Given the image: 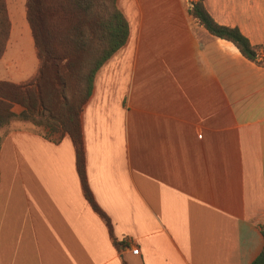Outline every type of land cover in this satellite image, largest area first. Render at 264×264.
Listing matches in <instances>:
<instances>
[{
    "label": "crops",
    "instance_id": "crops-1",
    "mask_svg": "<svg viewBox=\"0 0 264 264\" xmlns=\"http://www.w3.org/2000/svg\"><path fill=\"white\" fill-rule=\"evenodd\" d=\"M7 1L0 81L21 84L38 60L25 3L15 12ZM185 2L117 1L128 36L80 113L86 181L111 234L82 193L67 134L22 121L0 129V264H251L259 255L264 64L210 35ZM202 2L217 24L264 47V0ZM19 41L34 51L30 70L23 56L10 60Z\"/></svg>",
    "mask_w": 264,
    "mask_h": 264
},
{
    "label": "trees",
    "instance_id": "trees-1",
    "mask_svg": "<svg viewBox=\"0 0 264 264\" xmlns=\"http://www.w3.org/2000/svg\"><path fill=\"white\" fill-rule=\"evenodd\" d=\"M188 12L210 35L230 42L244 58L256 62L257 48L237 28L217 24L202 0L194 1ZM25 16L38 68L25 83L0 81V129L22 121L48 128L50 133L67 134L82 193L111 234L110 222L86 181L80 113L91 95L96 72L126 42L127 22L116 0H25ZM9 31L6 3L0 0V58ZM13 105L22 110L16 114ZM113 243L118 244L114 239ZM251 264H264V247Z\"/></svg>",
    "mask_w": 264,
    "mask_h": 264
},
{
    "label": "rangeland",
    "instance_id": "rangeland-1",
    "mask_svg": "<svg viewBox=\"0 0 264 264\" xmlns=\"http://www.w3.org/2000/svg\"><path fill=\"white\" fill-rule=\"evenodd\" d=\"M117 1L118 0H116V5H117ZM191 2L193 3V1H191ZM24 3H25V0H10V1L8 0L7 1V9L8 8L9 9L10 8H13L15 10V12H16V9H17V11H20V12L21 11H24ZM185 5L188 8V10L191 9L190 0H186ZM18 40H21V37H19ZM21 46H23V45H21V41H19L18 44H17V51H16L15 55L12 57V59H10V60H12L13 67L16 66L17 61H20L21 60L20 55L23 56L26 59L25 61H27V63L28 62L30 63L35 58L34 51H32L29 48H24V47H21ZM29 63L27 64V66H28V68L30 70L31 69V64H29ZM3 76H4L3 78H6L5 75H3ZM14 106H17V105H13V107ZM13 107H12V111H13ZM36 128H40V129L46 130L48 136H50V138H53V139H55V137H58L59 134H61V130H57L54 133H50V131L48 130V128H42V127H36Z\"/></svg>",
    "mask_w": 264,
    "mask_h": 264
},
{
    "label": "built area",
    "instance_id": "built-area-1",
    "mask_svg": "<svg viewBox=\"0 0 264 264\" xmlns=\"http://www.w3.org/2000/svg\"><path fill=\"white\" fill-rule=\"evenodd\" d=\"M190 5L192 7V2L190 1ZM256 62L260 64H264V47H260L255 52Z\"/></svg>",
    "mask_w": 264,
    "mask_h": 264
}]
</instances>
